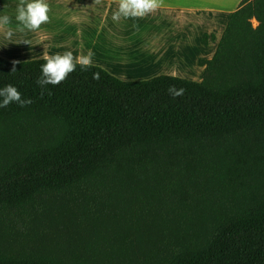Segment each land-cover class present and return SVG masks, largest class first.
<instances>
[{
	"label": "trees",
	"instance_id": "obj_1",
	"mask_svg": "<svg viewBox=\"0 0 264 264\" xmlns=\"http://www.w3.org/2000/svg\"><path fill=\"white\" fill-rule=\"evenodd\" d=\"M43 63L0 55V87L32 101L0 108V264H264V0H241L200 81L74 61L41 88Z\"/></svg>",
	"mask_w": 264,
	"mask_h": 264
},
{
	"label": "rangeland",
	"instance_id": "obj_2",
	"mask_svg": "<svg viewBox=\"0 0 264 264\" xmlns=\"http://www.w3.org/2000/svg\"><path fill=\"white\" fill-rule=\"evenodd\" d=\"M207 3L205 1L178 2L181 5L180 12L184 11L182 7L192 8L191 12L195 15L193 19L186 16L177 18L175 14L163 17L150 14L147 18L145 16L121 17L119 21H113L111 18L104 28L103 38L100 37L98 40L93 38L90 44L83 48L75 47L74 55L84 57L91 52V64L104 68L123 81H142L159 75L200 81L203 69L199 67L197 59H205L213 55L222 33L218 29H213L214 31L209 30L203 34L207 26L197 19L194 8ZM233 4V0H228L227 9L233 7ZM253 25L256 23L253 22ZM204 36H206L205 44L202 42ZM163 40L168 41L163 42ZM1 43L5 45L2 50L10 54L9 61L20 62L32 59L24 57L30 56L33 50L5 41ZM65 51L67 49L58 52ZM26 225L29 226V230L44 228L39 232L44 236L45 243L49 239L54 241V237L64 246L77 240L71 231L63 226H60L58 231L50 221L48 224L45 221H37L35 224ZM25 227L22 223L4 225L3 238L13 241Z\"/></svg>",
	"mask_w": 264,
	"mask_h": 264
},
{
	"label": "crops",
	"instance_id": "obj_3",
	"mask_svg": "<svg viewBox=\"0 0 264 264\" xmlns=\"http://www.w3.org/2000/svg\"><path fill=\"white\" fill-rule=\"evenodd\" d=\"M180 1L208 2L204 6L194 8L197 19H200L201 23L207 26L203 34L209 30L214 31L213 29L222 32L229 16L241 2V0H233V7L227 9L228 0H159L160 6L144 16L147 18L150 14H155L157 17H163L164 15L175 14L178 16L177 18L186 16V18L193 19L195 15L191 12L192 8L182 7L184 11H179L181 5L178 2ZM18 3L19 0H0V15H8L11 19L9 25H0V55L8 61L10 54L2 50L5 46L1 43L3 41L33 50L30 56L24 57L25 59L32 58L31 60H34L56 53L62 54L64 52L58 51L67 49L73 53L74 61L80 63L82 57L74 55L75 47L83 48L89 45L93 38L96 40L100 37L103 38L104 28L112 18V13L119 6V0H47L50 8L49 22L42 24L38 30L19 32L16 30L18 22L15 20ZM9 29L14 32L11 39L5 36ZM24 41H27V44L23 43ZM167 41L163 40V42ZM211 57L198 58L197 60H208Z\"/></svg>",
	"mask_w": 264,
	"mask_h": 264
},
{
	"label": "clouds",
	"instance_id": "obj_4",
	"mask_svg": "<svg viewBox=\"0 0 264 264\" xmlns=\"http://www.w3.org/2000/svg\"><path fill=\"white\" fill-rule=\"evenodd\" d=\"M159 6V0H119L118 9L112 13V19L113 21H119L121 17H143ZM49 11L47 0H19L15 15V20L18 22L16 30L19 32L38 30L42 24L49 22ZM10 23L11 19L8 15H0V25H9ZM13 35L14 32L11 29L5 33L8 39H11ZM24 43L27 44V41H24ZM91 55L90 52L87 56L81 58V70L90 65ZM44 59L45 63L40 65L41 75L36 80L41 88H45L47 85L59 84L77 67L71 51L45 56ZM11 63L13 64L12 71H15V65L19 61L13 60ZM93 78L98 79L99 74L94 73ZM168 91L172 96H179L183 93V89H177L175 86H170ZM13 102L20 107H24L31 104L32 101L31 98H22L21 92L15 85L7 84L0 87V108L7 107Z\"/></svg>",
	"mask_w": 264,
	"mask_h": 264
}]
</instances>
